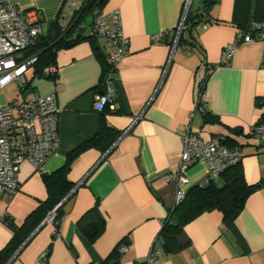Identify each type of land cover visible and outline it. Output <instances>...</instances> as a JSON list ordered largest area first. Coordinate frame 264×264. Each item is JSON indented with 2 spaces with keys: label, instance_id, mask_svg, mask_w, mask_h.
Instances as JSON below:
<instances>
[{
  "label": "crops",
  "instance_id": "obj_1",
  "mask_svg": "<svg viewBox=\"0 0 264 264\" xmlns=\"http://www.w3.org/2000/svg\"><path fill=\"white\" fill-rule=\"evenodd\" d=\"M7 1L37 10L42 37H53L64 0ZM203 3L196 0L192 8ZM184 5L185 0H108L103 6L99 13L121 9L130 42L114 77L116 110L105 114L118 135L106 151L88 146L74 155L68 178L75 187L56 221L40 224L3 264H264V184L229 220L214 209L186 224L190 244L183 249L168 251L159 236L178 190L207 184L209 168L203 162L188 170L189 184L167 180L178 167L182 132L199 99L205 110L196 111L193 128L204 138L224 135L227 145L241 147L246 181H264V141L249 133L264 113V37L237 43L240 28L264 20V0H216L204 24L185 25L177 37ZM94 17L87 15L84 34H91ZM231 44L232 57L222 63V52ZM96 46L110 49L105 36L83 39L57 51L56 76H35L34 69L27 74L23 96L57 90L59 142L41 169L28 161L20 165L17 193H0V217L5 218L0 252L15 227L47 199L44 175L62 168L69 154L100 129L96 96L103 88V64ZM215 181L223 184L224 178ZM97 216L105 224L94 236L87 230ZM43 252L46 258L40 257Z\"/></svg>",
  "mask_w": 264,
  "mask_h": 264
},
{
  "label": "built area",
  "instance_id": "obj_2",
  "mask_svg": "<svg viewBox=\"0 0 264 264\" xmlns=\"http://www.w3.org/2000/svg\"><path fill=\"white\" fill-rule=\"evenodd\" d=\"M192 0H185L184 10L177 37L185 28L188 7ZM85 0H64L57 21L62 29L69 26L75 13L82 8ZM37 10H25L7 0H0V96L6 87L17 82L20 93L28 83V72L34 69L37 56L26 55V50L33 46L42 36ZM204 24V23H203ZM91 29L97 36H105L109 50L106 59L110 66L103 80L102 91L96 96V108L116 110L114 78L112 73L118 63L129 55V38L123 30L122 11L114 8L106 13L97 14ZM163 34L154 37L159 41ZM264 37V20L251 22L238 30L237 43L251 42ZM235 44L227 46L221 57L226 63L232 57ZM58 71L56 64L46 66L44 74L54 77ZM197 110L204 111L203 103L190 113V119L182 132L183 147L180 161L175 171L168 172L167 180L177 184L187 185L190 178L188 170L195 162L206 163L209 171L207 183L217 180L231 166L238 165L244 158V152L239 146H229L226 136L219 135L204 138L192 126V119ZM59 113L57 90L48 94H35L32 97H16L3 102L0 98V193L13 195L21 189L19 178L20 165L28 161L36 169H41L55 152L59 142ZM249 133L264 141V113L260 120L250 127ZM186 197V191L179 189L173 207L179 205ZM56 207L44 219L55 222ZM0 217V222L4 221ZM126 245L120 247L123 252ZM41 258L47 257L43 252ZM153 260L151 256L150 261ZM90 264H103L92 262ZM119 264V263H116Z\"/></svg>",
  "mask_w": 264,
  "mask_h": 264
},
{
  "label": "trees",
  "instance_id": "obj_3",
  "mask_svg": "<svg viewBox=\"0 0 264 264\" xmlns=\"http://www.w3.org/2000/svg\"><path fill=\"white\" fill-rule=\"evenodd\" d=\"M108 0H85L84 5L78 10L74 17L71 19L69 26L62 29L59 22L56 20L54 24V35L51 39L46 40L40 37L38 41L29 47L25 54L37 56V61L34 65V74L39 77L50 76L44 74L43 70L46 66L55 64V56L59 49L72 46L83 39H94L97 35L93 32L90 25L91 34H84L83 29L87 26L86 18L88 14H99L103 6ZM216 0H204L202 7L198 10L190 6L185 25L189 29L194 28L195 24H201L207 21L209 8ZM86 28V27H85ZM182 41V36L179 38V43ZM97 56L103 64L102 79L103 82L105 75L109 72L110 66L107 62V51L100 46L95 47ZM117 68L112 73L115 77ZM103 87V83H102ZM204 91L202 85L200 93ZM24 93V90H23ZM22 93V94H23ZM200 103H203L199 99ZM114 112L105 107L100 112L102 113L100 129L96 135L82 143L75 151L71 152L68 156L66 164L51 174L44 175V181L48 190L47 199L42 202L26 219L22 227H15V234L11 242L0 252V264H3L4 259H8L20 246L25 243L34 230L41 224L44 217L52 209L58 206L63 198L71 191L74 184L69 180L68 173L71 168V160L74 155L81 149L88 146L101 147L104 151L114 143L115 137L118 135L114 129L109 126L105 119L107 112ZM209 114L208 112L206 113ZM209 119L211 117L207 116ZM236 146V144H231ZM223 184H218L212 181L202 186L192 187L186 192L185 199L177 206L170 209L168 216L163 222L160 229L159 236L162 237L166 249L168 251H177L185 248L190 244V240L185 237V226L198 215L218 209L223 213L224 220H229L237 212L242 210L246 204L248 197L257 189H259L264 181L256 184H249L246 181L244 172L240 164L229 167L223 174ZM62 205L56 209L57 215L61 213ZM98 219L94 223L92 230H87L91 235L97 236L104 228L105 220L97 216ZM5 221V219H4ZM21 235V238L19 237ZM18 238V239H17ZM17 239V241H16ZM118 263V262H117ZM103 264H107L103 262Z\"/></svg>",
  "mask_w": 264,
  "mask_h": 264
},
{
  "label": "rangeland",
  "instance_id": "obj_4",
  "mask_svg": "<svg viewBox=\"0 0 264 264\" xmlns=\"http://www.w3.org/2000/svg\"><path fill=\"white\" fill-rule=\"evenodd\" d=\"M192 2V5L195 6L196 0H192ZM20 92V85L17 82H12L6 87L0 98L3 102H6L7 100H12L16 97H22Z\"/></svg>",
  "mask_w": 264,
  "mask_h": 264
},
{
  "label": "water",
  "instance_id": "obj_5",
  "mask_svg": "<svg viewBox=\"0 0 264 264\" xmlns=\"http://www.w3.org/2000/svg\"><path fill=\"white\" fill-rule=\"evenodd\" d=\"M189 8H190V5H189V7H188V10H189ZM75 187V186H74ZM74 187L71 189V191L63 198V200L58 204V206L56 207V209L58 208V207H60L65 201H66V199L71 195V193L73 192V190H74ZM44 222H46V221H43L41 224H43ZM36 231V230H35ZM34 231V232H35ZM33 235V233L29 236V237H31ZM110 264H116L115 262H111Z\"/></svg>",
  "mask_w": 264,
  "mask_h": 264
}]
</instances>
